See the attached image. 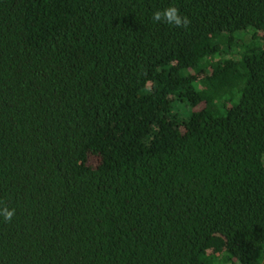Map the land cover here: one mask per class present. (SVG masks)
<instances>
[{
    "label": "trees",
    "instance_id": "trees-1",
    "mask_svg": "<svg viewBox=\"0 0 264 264\" xmlns=\"http://www.w3.org/2000/svg\"><path fill=\"white\" fill-rule=\"evenodd\" d=\"M0 206V264H264V0H0Z\"/></svg>",
    "mask_w": 264,
    "mask_h": 264
},
{
    "label": "clouds",
    "instance_id": "clouds-1",
    "mask_svg": "<svg viewBox=\"0 0 264 264\" xmlns=\"http://www.w3.org/2000/svg\"><path fill=\"white\" fill-rule=\"evenodd\" d=\"M152 20L154 22H162L169 26L186 29L190 24V19L186 16H182L179 9L175 6H169L163 10H157L152 14ZM15 214V209H10L7 206H0V217L4 222H11Z\"/></svg>",
    "mask_w": 264,
    "mask_h": 264
}]
</instances>
